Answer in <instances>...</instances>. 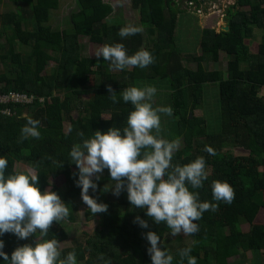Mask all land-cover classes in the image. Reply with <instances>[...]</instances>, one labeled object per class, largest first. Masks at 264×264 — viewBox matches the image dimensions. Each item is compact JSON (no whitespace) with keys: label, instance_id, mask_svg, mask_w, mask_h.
<instances>
[{"label":"trees","instance_id":"obj_1","mask_svg":"<svg viewBox=\"0 0 264 264\" xmlns=\"http://www.w3.org/2000/svg\"><path fill=\"white\" fill-rule=\"evenodd\" d=\"M206 1L211 0H182ZM76 2L78 8L71 16V28L58 30L51 21L62 0H12L15 9L6 12L2 11L4 1L0 0V38L7 37L6 44L0 43V92L16 91L52 99L45 107H12L17 116L0 115V157L9 161L7 172H27L20 171L19 164L34 168L40 177L41 191L51 188L57 192L70 209L68 221L76 223L82 189L76 186L78 176L73 173H78V169L70 163L69 152L73 144L81 142L78 133L83 131L90 138L96 130L106 132L113 126H124L133 106L122 99L113 104L108 98L109 85L119 94L136 81L166 80L175 122L168 118L160 135L184 142V148L174 155V164L184 165L198 156L205 157L208 179L203 188L190 190L199 192L201 202L218 204V211H207L196 221L199 232L190 236V243L174 246L167 241L170 229L165 224H155L143 210L132 207L126 192L116 197L103 191L106 184L109 188L114 184L105 169L101 180L94 179L98 190L90 189L89 195L107 204L108 211L96 216L90 210L87 212L89 218H99L98 227L93 234H86L85 241L75 239L72 247L61 250L62 258L75 250L78 264H102L98 261L100 254L111 264H152L147 252L150 243L142 235L148 231L160 235L162 247L174 257L173 264H180L178 253L185 247H192L191 255L196 257L197 264H245L247 252L264 251V224L255 223L264 210V97L259 96L264 88V0H237L226 13L227 33L201 30L202 54L192 58L196 69L184 65V55L176 41L179 14L183 12L180 1L132 0L133 9L139 12L137 26L143 30L124 39L118 32L126 25L114 16L113 4L105 0ZM256 28L261 30L262 39L258 52L251 53L246 41L253 39ZM145 36L152 38V46L145 47ZM82 37H89L97 45L123 43L129 55L143 48L153 55L155 62L144 69L132 67L110 72L103 57L82 56ZM18 44L24 52L18 51ZM27 49H31L30 53H25ZM221 53L228 58L226 77L220 70L204 67L208 61H218ZM52 62L57 67L52 73L47 72ZM242 64L247 68L243 69ZM207 84L219 85V122L214 127L208 125L204 115H195L202 108ZM86 96L90 100H84ZM25 110L29 112L27 117ZM28 118L40 121L41 136L18 143ZM205 146H211L216 155L204 152ZM227 148H240L247 153L235 155ZM60 178L65 179L64 190L52 184V180ZM214 180L232 186L235 199L231 204L213 200ZM137 215L148 220V229L133 222ZM245 224L250 226L248 232L241 229ZM46 239L63 243L69 235L62 225L54 223ZM0 240L5 244L3 251L11 258L17 247L33 244L36 237L20 240L8 233ZM193 240L197 241L194 245ZM0 264H5L3 257Z\"/></svg>","mask_w":264,"mask_h":264},{"label":"clouds","instance_id":"obj_2","mask_svg":"<svg viewBox=\"0 0 264 264\" xmlns=\"http://www.w3.org/2000/svg\"><path fill=\"white\" fill-rule=\"evenodd\" d=\"M142 30L141 26L128 24L120 29L118 35L124 39ZM95 56L103 57L109 63L110 72L132 67L144 69L155 62L153 55L143 48L129 55L123 43L104 44L96 49ZM107 91L113 104L122 99L125 104L130 103L134 110L128 114L123 127L113 126L106 132L96 130L90 138H86L83 131L78 133L81 142L73 144L69 157L70 163L78 169L73 176H78L76 186L82 189L83 203L93 216L108 211L107 204L99 203L89 195L90 189L95 192L99 188L93 178L101 180L107 169L114 184L110 188L106 184L104 192H111L116 197L126 192L132 207L143 210L155 224H165L173 237L180 234L194 236L199 232L196 221L207 211H218V204L201 202L199 192L190 190L203 188L208 179L205 157L198 156L184 165L173 163L180 140H168L160 135V114L172 116L173 109L153 106L156 87L128 86L117 94L109 85ZM45 99L47 102L44 105L39 100L33 105L45 107L52 103L51 98ZM17 115L13 110V115L9 117ZM24 115L27 116L25 112ZM39 124V120L28 118L21 128L18 143L30 137L39 139ZM203 151L216 155L211 146H205ZM8 165L7 157H0V236L11 233L20 240L35 236L36 242L17 247L9 258L3 251L4 241L0 240V257L5 264H78L75 250L62 258V243L57 239H46L54 223L61 225L67 222L70 216L67 204L57 192L41 191L38 187L40 177L34 168L27 172L14 170L8 173ZM63 165L59 166L62 168ZM211 189L213 200L217 202L231 204L235 199V191L226 181H212ZM133 222L143 229L149 228L148 220L139 215ZM142 235L150 243L147 252L152 264H173L174 257L162 247L160 235L154 231ZM196 243V240L192 241L193 245ZM192 251V247L179 250L180 264L185 261L186 264H197ZM98 261L111 264L104 254L98 256Z\"/></svg>","mask_w":264,"mask_h":264},{"label":"rangeland","instance_id":"obj_3","mask_svg":"<svg viewBox=\"0 0 264 264\" xmlns=\"http://www.w3.org/2000/svg\"><path fill=\"white\" fill-rule=\"evenodd\" d=\"M4 1V10L3 12H6L9 9H15V5L12 3V0H3ZM106 2H109L114 5L115 7V15L117 16V20L119 23H125V25L133 24V25H139V12L135 11L132 7V0H105ZM180 1L179 8L183 10L179 14V20H178V28H177V36L176 41L178 44V48L184 55L185 59V66L189 67L190 69H196L197 64L192 61V58L194 56L199 57L202 52L201 48L199 46L200 39H201V33L203 29H215L217 32L222 31V27L227 23V10L230 7H233L237 0H214L211 3L216 4V12L215 14H211L205 17H200L196 13L187 12L185 9V3L182 2V0H176ZM77 2L76 0H62L61 8L58 11H55L53 13L51 25L58 30H66L71 28V16L72 14L77 10ZM248 8H244V10H247ZM223 14V15H222ZM222 15V16H221ZM121 18V19H120ZM123 20V21H122ZM146 43L145 47L152 46V38L150 36H145ZM262 39V32L259 29L254 30V37L252 40L246 41V44L249 45L251 53H257L258 52V46ZM7 37L3 36L0 38V43L6 44ZM81 45H83L82 49V56L89 57V58H97L95 56V51L98 47L102 45L93 44L90 41L89 37H82L81 38ZM18 51L24 52L23 47L18 44ZM31 49L25 50V53H30ZM100 58V57H99ZM227 62L228 58L223 53L220 54L218 61H208L204 64V67L207 70H220L224 72L225 77L227 76ZM57 67L56 62H52L47 72H53ZM242 68L246 69L247 65L242 64ZM128 70H132L133 68H127ZM129 80V79H128ZM92 81L94 82V78H92ZM91 81L90 84H93ZM136 87L143 88L144 86H154L157 89L156 95L153 97L154 100V107L160 106V107H171V98H170V92L168 91V83L166 80H145L143 82L136 81V84L133 85ZM205 95L203 99V105L202 108L195 112L196 116L203 117V115L208 120V125L210 127L216 126L217 122H219V112H220V98H219V85L218 84H207L204 87ZM260 97H264V88H262L259 92ZM84 100L88 101L90 100V96L84 97ZM25 114L28 115V110H25ZM76 118L79 117V113L75 114ZM161 116V127L164 124L165 121L171 117V122H175V118L172 116H167L163 113L160 114ZM24 117H27L24 115ZM107 118H110V116H107ZM70 128V123H66V129L67 131ZM184 148V142L183 140H180V148L179 150ZM178 150V151H179ZM229 153L235 154V155H246V151L240 148H227L226 149ZM18 169L20 171L23 170H29L33 169L30 166H27L25 164H19ZM36 172V171H35ZM210 172V171H209ZM37 174V173H36ZM95 179V178H93ZM65 179L60 178L57 180H52L53 185H58L61 189H65ZM48 190H51V188H48ZM79 204V210H78V216H77V222L71 223L67 220V222L61 224L64 229L67 231L69 235V240L62 243L61 250L65 248L72 247L74 244L75 239H82L85 241L86 234H93L98 227L99 224V218H89L87 216L88 206L85 205L82 201V197L78 199ZM255 223L257 224H264V210H261L258 214ZM250 226L248 224H245L241 226L242 231L248 232ZM167 241H170L174 246H177L179 243H190L191 237L190 236H184L183 234H180L176 237H173L171 235L167 236ZM36 242V241H35ZM35 242L32 244L34 245ZM243 261L245 264H264V251L261 253H255V252H247L243 258Z\"/></svg>","mask_w":264,"mask_h":264},{"label":"built area","instance_id":"obj_4","mask_svg":"<svg viewBox=\"0 0 264 264\" xmlns=\"http://www.w3.org/2000/svg\"><path fill=\"white\" fill-rule=\"evenodd\" d=\"M212 1L214 0L199 3L186 2L185 9L187 12L196 13L200 17H205L211 14L214 15L216 12V4H212ZM37 100L43 105L47 102L45 98H38L35 95L23 94L16 91L9 93L0 92V115L11 116L13 115L12 107L33 105Z\"/></svg>","mask_w":264,"mask_h":264},{"label":"water","instance_id":"obj_5","mask_svg":"<svg viewBox=\"0 0 264 264\" xmlns=\"http://www.w3.org/2000/svg\"><path fill=\"white\" fill-rule=\"evenodd\" d=\"M222 31L225 33L229 31V26L227 25V23L224 25V27H222Z\"/></svg>","mask_w":264,"mask_h":264},{"label":"crops","instance_id":"obj_6","mask_svg":"<svg viewBox=\"0 0 264 264\" xmlns=\"http://www.w3.org/2000/svg\"><path fill=\"white\" fill-rule=\"evenodd\" d=\"M193 61V60H192ZM184 65H185V60H184Z\"/></svg>","mask_w":264,"mask_h":264}]
</instances>
